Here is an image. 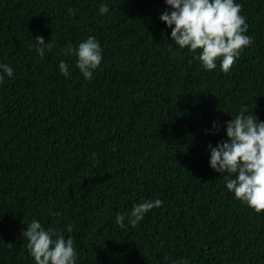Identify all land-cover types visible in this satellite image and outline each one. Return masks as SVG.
<instances>
[{"label":"trees","instance_id":"16d2710c","mask_svg":"<svg viewBox=\"0 0 264 264\" xmlns=\"http://www.w3.org/2000/svg\"><path fill=\"white\" fill-rule=\"evenodd\" d=\"M236 2L252 43L225 73L171 41L165 0H0V264H35L33 219L73 238L78 264H264V210L209 166L242 105L264 121V0ZM89 36L92 80L62 52ZM148 199L162 205L117 225Z\"/></svg>","mask_w":264,"mask_h":264},{"label":"clouds","instance_id":"9594fccd","mask_svg":"<svg viewBox=\"0 0 264 264\" xmlns=\"http://www.w3.org/2000/svg\"><path fill=\"white\" fill-rule=\"evenodd\" d=\"M166 10L159 19L171 29V41L179 49L187 48L196 53L205 70L220 68L227 73L239 59L243 50L252 43L246 35L248 24L241 15V5L236 0H165ZM99 12L108 14L110 7L102 4ZM35 50L41 58L53 45L45 42L43 36H36ZM65 55L76 57V67L86 80H92L94 72L103 60V48L94 36L73 47L71 44L62 50ZM59 70L70 77L69 65L61 60ZM5 76L13 78L14 69L0 63V85ZM212 129L220 131L218 122L213 121ZM227 139L213 146L209 166L215 172L225 175L226 188L237 199L257 212L264 210V121L255 113H249L247 105L240 107L239 113L225 122ZM160 199H148L135 204L127 216L116 215L117 225L123 229L128 224L135 225L144 220L147 213L160 207ZM127 221V223H125ZM71 226L68 231L71 232ZM27 238V249L35 264H78L79 254L73 238L55 229H46L42 223L33 219L22 233Z\"/></svg>","mask_w":264,"mask_h":264}]
</instances>
